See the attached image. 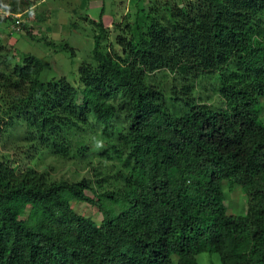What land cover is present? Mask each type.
<instances>
[{
    "label": "trees",
    "instance_id": "16d2710c",
    "mask_svg": "<svg viewBox=\"0 0 264 264\" xmlns=\"http://www.w3.org/2000/svg\"><path fill=\"white\" fill-rule=\"evenodd\" d=\"M166 5L155 15L138 0L132 25L113 24L110 49L102 15L93 21V61L77 86L44 82L39 58H3L0 43V142L17 127L38 152L124 168L93 170L96 189L0 154V264H198L202 253L264 264V0ZM14 23L0 17L10 38H31L29 24ZM208 77L227 107L198 103ZM92 120L104 128L97 140L85 136ZM229 188L245 195L244 214L228 212Z\"/></svg>",
    "mask_w": 264,
    "mask_h": 264
},
{
    "label": "rangeland",
    "instance_id": "374dc122",
    "mask_svg": "<svg viewBox=\"0 0 264 264\" xmlns=\"http://www.w3.org/2000/svg\"><path fill=\"white\" fill-rule=\"evenodd\" d=\"M87 1L0 0V5L3 6L0 7L5 11L7 10L6 12L8 13H10L11 4L17 5L18 8L15 10L17 13L10 14L14 18H20L24 24H29L28 28L32 32L31 38L25 30L18 32V34H13L12 38H10L7 28H1L0 43L5 48V52L2 53L3 58L7 56L8 52L13 54L14 62L23 59L26 54L34 55L43 63L44 70L41 79L44 82L66 77L72 84L77 86L80 83L79 68L83 63H91L93 61L94 37L100 32L99 26L94 24L92 20L89 21L87 11L83 10L85 6L87 7ZM116 1L124 2V5L122 6L118 3L115 8L110 9L113 3L110 0H106V11L112 13V10L115 14L117 12L118 14H124L126 11L124 7L129 6L130 11H126V13L128 12L127 16H124L119 24L122 28H125V25L129 22L132 25V20L137 10L135 2L129 5L128 0ZM186 1L188 0H139V2L143 3V6L152 8L155 15H158L160 10L164 8L163 6H167L166 4H171L172 6L174 4L180 5ZM157 5L161 6V8H157ZM22 6L25 8L23 9ZM31 23L34 24L32 25ZM114 29L115 27L112 25L111 30L108 29L106 37L103 39L102 44L105 49H110L111 43L115 41V34L118 31L115 32L113 31ZM69 45L72 46V52L61 50L62 46L70 47ZM13 65L12 61L8 63V66ZM163 75L162 73L157 75L158 81L170 82L171 84L172 80L169 81L168 79H172L173 76L170 74V78L167 79ZM208 79L209 77L203 80L201 86L197 89L198 103L206 104L213 108L220 106L227 107L220 93L221 84L219 80ZM124 124L125 122L122 121L119 126H125ZM114 125L118 127V124L114 123ZM103 129V125L98 126L92 120L90 125H88L85 136L91 140H97L102 135ZM23 136L20 128L11 129L0 142L1 157L7 161L6 163L13 165V167L23 170L27 167L36 169L52 181L66 180L80 182L87 179L97 189L98 182L103 180V178H96L93 170L112 175L115 171L124 169L120 162L106 161V159L100 156L90 157L87 160L88 164H80L77 160L64 159L45 150H41L40 153L36 149L33 150L30 142ZM89 161L92 162L90 165ZM110 180L114 184L113 179ZM227 192L226 206H228V212L235 215L244 214L246 212V205L243 207V203L245 202L243 192L236 191L232 193L230 188ZM84 206L86 209L89 207L88 205ZM85 212H91L94 218L98 217L96 209L94 210L93 207L87 209ZM196 259L198 264H220L219 255L216 253H202L197 255Z\"/></svg>",
    "mask_w": 264,
    "mask_h": 264
},
{
    "label": "crops",
    "instance_id": "0c3cea01",
    "mask_svg": "<svg viewBox=\"0 0 264 264\" xmlns=\"http://www.w3.org/2000/svg\"><path fill=\"white\" fill-rule=\"evenodd\" d=\"M113 5L110 9H113L115 8V6L120 3V5H124V2H121V1H116V0H110ZM129 3V5L132 4V2H138V0H128L127 1ZM87 7L85 6V8L83 9L84 11L86 10L87 11V17H88V20H92L96 23L99 22L100 20V16L102 15V20H103V25L104 27H106L107 29H110L111 30V26L114 24V23H120V20H122V18L124 16H126L125 14H128V12L130 11V8L129 6H126L124 7V9H126V11H128L124 14H115L114 11L111 10L112 13H110V11H106V0H88L87 3H86ZM101 10V11H100Z\"/></svg>",
    "mask_w": 264,
    "mask_h": 264
},
{
    "label": "built area",
    "instance_id": "2783aa9c",
    "mask_svg": "<svg viewBox=\"0 0 264 264\" xmlns=\"http://www.w3.org/2000/svg\"><path fill=\"white\" fill-rule=\"evenodd\" d=\"M7 15H10L12 17V15L10 13H8V12L0 9V17H4V16H7ZM14 19H15V23L14 24H11L12 30L19 31V26L22 23V20L20 18H17V17H15Z\"/></svg>",
    "mask_w": 264,
    "mask_h": 264
}]
</instances>
